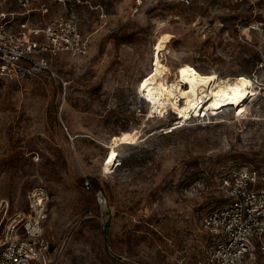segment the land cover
<instances>
[{
	"label": "rangeland",
	"instance_id": "rangeland-1",
	"mask_svg": "<svg viewBox=\"0 0 264 264\" xmlns=\"http://www.w3.org/2000/svg\"><path fill=\"white\" fill-rule=\"evenodd\" d=\"M45 2L47 16H73L90 49L0 82V237L43 184L56 264H198L212 242L202 217L227 203L221 176L264 169V33L249 27L264 0ZM184 64L216 83L243 73L256 92L174 123L137 83L154 67L177 82ZM250 264H264L258 249Z\"/></svg>",
	"mask_w": 264,
	"mask_h": 264
},
{
	"label": "built area",
	"instance_id": "built-area-1",
	"mask_svg": "<svg viewBox=\"0 0 264 264\" xmlns=\"http://www.w3.org/2000/svg\"><path fill=\"white\" fill-rule=\"evenodd\" d=\"M48 9L45 0H0V82L51 71L49 57L59 53L72 57L89 53V36L73 16H47ZM249 27L264 33V15ZM220 184L227 203L202 217L212 242L198 264H250L256 249L264 255V169L232 166ZM84 185L91 187L87 179ZM48 199L43 184L27 191L26 211L10 216L4 226L0 264L57 263L59 252L51 253L43 236Z\"/></svg>",
	"mask_w": 264,
	"mask_h": 264
},
{
	"label": "bare ground",
	"instance_id": "bare-ground-1",
	"mask_svg": "<svg viewBox=\"0 0 264 264\" xmlns=\"http://www.w3.org/2000/svg\"><path fill=\"white\" fill-rule=\"evenodd\" d=\"M176 74V73H175ZM178 81L169 84L160 67H154L142 76L137 83V92H141L150 101V107L159 113L167 107L176 111L174 123L180 121V117H186V111L196 110L204 101L208 102L205 108L230 103L237 104L249 95L255 94L252 82L243 73L235 77L214 81L215 73H202L191 64H184L177 70ZM181 81L187 85V89H181ZM177 95L183 97V103L177 105ZM170 105V106H169ZM173 113V112H172ZM196 113V112H195ZM183 120V119H182ZM169 125L165 128H171ZM173 129V128H172ZM121 142L127 141L125 136L120 137ZM115 152L112 151L111 156Z\"/></svg>",
	"mask_w": 264,
	"mask_h": 264
},
{
	"label": "trees",
	"instance_id": "trees-1",
	"mask_svg": "<svg viewBox=\"0 0 264 264\" xmlns=\"http://www.w3.org/2000/svg\"><path fill=\"white\" fill-rule=\"evenodd\" d=\"M172 131V130H171ZM114 165H116V164H114Z\"/></svg>",
	"mask_w": 264,
	"mask_h": 264
}]
</instances>
